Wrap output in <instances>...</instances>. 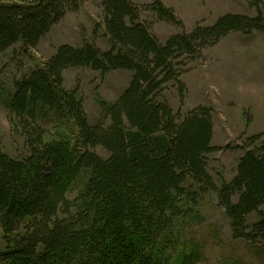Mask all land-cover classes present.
<instances>
[{
  "label": "trees",
  "instance_id": "obj_1",
  "mask_svg": "<svg viewBox=\"0 0 264 264\" xmlns=\"http://www.w3.org/2000/svg\"><path fill=\"white\" fill-rule=\"evenodd\" d=\"M248 1L254 16L228 13L163 44L132 0H103L109 50L61 45L15 83L11 122L28 152L14 159L0 144V264H172L181 247L177 221L207 193L225 209L234 238L264 246V134L248 138L236 175L218 186L208 171V155L216 150L211 110L200 106L181 117L159 98L170 82L184 98L187 62L228 34L264 33V0ZM84 2L0 0V55L17 43L37 46ZM152 8L159 19L183 25L161 0ZM69 67L132 72L129 86L108 107L109 125L91 124L77 93L64 87ZM40 107L71 119L77 143L63 135L49 138L37 122ZM84 171L89 179L72 201L68 192Z\"/></svg>",
  "mask_w": 264,
  "mask_h": 264
},
{
  "label": "rangeland",
  "instance_id": "obj_2",
  "mask_svg": "<svg viewBox=\"0 0 264 264\" xmlns=\"http://www.w3.org/2000/svg\"><path fill=\"white\" fill-rule=\"evenodd\" d=\"M132 1L140 8V20L163 44L184 30L213 25L228 13L256 14L248 0H161L174 9L183 23L180 27L159 19L152 8L156 0ZM86 43L103 51L110 48L103 0H86L78 10L68 11L37 46L26 48L17 43L0 55V144L12 158H22L28 152L22 131L11 122L15 83L42 67L61 45L80 48ZM63 75L64 87L77 93L90 123L103 125L111 122L109 105L118 100L132 80V72L123 69L103 75L90 67H69ZM181 81L187 86L184 98L176 82L168 83L159 98L181 117L200 106L211 110L212 145L216 150L208 155V171L221 186L236 175L248 138L264 134V33L228 34L204 49L202 57L187 62ZM37 122L49 138L63 135L72 144L80 138L71 119L47 108H39ZM94 151L109 157L102 147ZM88 179L84 171L68 192L70 200L76 199ZM196 205L177 221L181 247L172 264H264V246L233 237L231 220L215 194L200 196ZM250 216V222H255L256 215ZM1 238L0 227L4 248Z\"/></svg>",
  "mask_w": 264,
  "mask_h": 264
},
{
  "label": "crops",
  "instance_id": "obj_3",
  "mask_svg": "<svg viewBox=\"0 0 264 264\" xmlns=\"http://www.w3.org/2000/svg\"><path fill=\"white\" fill-rule=\"evenodd\" d=\"M5 2H8V1H6V0H4Z\"/></svg>",
  "mask_w": 264,
  "mask_h": 264
}]
</instances>
